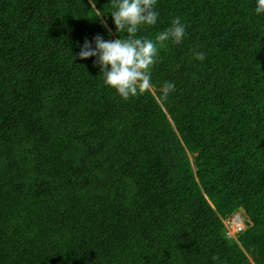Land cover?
Segmentation results:
<instances>
[{"label": "trees", "instance_id": "trees-1", "mask_svg": "<svg viewBox=\"0 0 264 264\" xmlns=\"http://www.w3.org/2000/svg\"><path fill=\"white\" fill-rule=\"evenodd\" d=\"M95 6L0 0V264H264V0H158L138 35L187 36L127 100L77 55L119 36Z\"/></svg>", "mask_w": 264, "mask_h": 264}, {"label": "clouds", "instance_id": "clouds-1", "mask_svg": "<svg viewBox=\"0 0 264 264\" xmlns=\"http://www.w3.org/2000/svg\"><path fill=\"white\" fill-rule=\"evenodd\" d=\"M89 4L96 9V0H89ZM157 4L158 0H112L110 15L118 38L106 40L104 35L97 34L91 40L85 38L79 45L78 57L85 60L95 57L93 64L100 68L103 83L114 89L122 99L127 100L151 89L153 67L157 63L160 47L165 42L179 45L187 36V25L180 17H173L170 25L154 38L138 35L142 26L157 24L160 15ZM257 11L264 13V9ZM100 16L106 15L98 14L95 17ZM101 24L106 34L111 35L112 29L106 21L102 20ZM120 33L125 34L123 38ZM193 56L199 61L205 59L203 51L193 50ZM175 89L174 82L164 81L159 86L161 100L166 101ZM241 216L246 228L245 219ZM212 261L221 264L217 255L212 256Z\"/></svg>", "mask_w": 264, "mask_h": 264}, {"label": "built area", "instance_id": "built-area-1", "mask_svg": "<svg viewBox=\"0 0 264 264\" xmlns=\"http://www.w3.org/2000/svg\"><path fill=\"white\" fill-rule=\"evenodd\" d=\"M225 226L227 229V235L234 238H236V236L245 228L244 220L240 214H235L226 219Z\"/></svg>", "mask_w": 264, "mask_h": 264}]
</instances>
